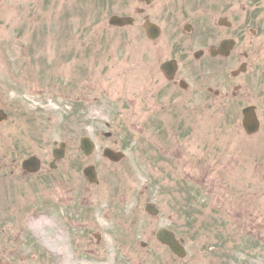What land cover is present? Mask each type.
<instances>
[{
	"label": "rangeland",
	"instance_id": "rangeland-1",
	"mask_svg": "<svg viewBox=\"0 0 264 264\" xmlns=\"http://www.w3.org/2000/svg\"><path fill=\"white\" fill-rule=\"evenodd\" d=\"M81 20L82 25L89 24L91 16L83 15ZM53 31L44 39V48L35 49L37 56L70 59L76 50L58 41ZM81 51L80 74L75 67L65 66L59 78L58 65L49 64L45 72L53 86L49 95L40 97L17 92L11 65L0 61V106L10 114L8 122L0 125V171L16 170L14 176L0 174L10 196L4 209L0 207V232L5 233L0 242L12 250L2 260L12 264H264V137L251 138L243 131L239 137L238 103L214 111L228 102L212 100L204 112L196 110L195 100L188 102L190 109L184 104L162 110L163 100L158 107L145 103L146 94L156 89L152 78L128 76L133 65L115 60L124 56L123 50L98 51L93 45H82ZM11 56L17 70L22 56ZM158 122L168 128H155ZM177 123V128H169ZM106 132H112V137L107 138ZM259 134L264 135V128ZM83 136L96 143L93 156L81 152ZM62 141L68 147L58 167L78 170L69 173L71 179H77L74 175L80 169L96 166L99 184L89 187L83 177L89 188L90 201L85 204L91 219H81L88 209L77 199L84 192L80 175L79 186L64 174L58 177L64 186L53 183L46 189L42 183L38 194L31 177L20 172L22 161L37 154L44 167L40 176L49 174L54 144ZM141 144L148 150L145 155ZM105 147L123 150L125 159L113 164L102 155ZM202 147L207 149L202 152ZM205 151L208 156H201ZM15 177L32 190L15 197L8 188ZM69 184L72 191L67 189ZM59 194L62 203L43 205L44 197L57 200ZM147 202L160 208L158 217L145 212ZM12 210L18 211L17 220L8 219ZM74 219L83 227L72 228ZM50 223L66 227L63 242L47 245ZM160 228L172 229L184 239L185 259L176 258L156 240ZM140 242L149 245L142 248Z\"/></svg>",
	"mask_w": 264,
	"mask_h": 264
},
{
	"label": "flooded vegetation",
	"instance_id": "flooded-vegetation-1",
	"mask_svg": "<svg viewBox=\"0 0 264 264\" xmlns=\"http://www.w3.org/2000/svg\"><path fill=\"white\" fill-rule=\"evenodd\" d=\"M83 15L91 16L84 26ZM113 17L122 18V25L110 23ZM5 27L13 31L8 41L11 48L26 47L18 40L32 47L34 40L40 42L51 29L76 50L79 60L82 45H93L98 51L116 47L124 56L115 60L133 65L128 76L149 75L156 85L155 91L146 94L145 103L158 107L163 100L162 110L184 104L190 109L188 102L196 100V110L204 112L212 100L228 102L214 111H226L238 103L241 117L235 126L239 137L243 108L255 106L260 129L264 128V0H0V30ZM7 39L0 35V55ZM156 127L168 128L162 122ZM259 133L248 136L264 137ZM144 149L143 155L148 151ZM43 170L36 174L22 170V176L36 184L52 181L64 186L58 177L66 170L51 169L56 174L39 179ZM205 182L202 178L204 187ZM67 188L72 191L73 187ZM61 198L57 195V201ZM51 202L55 197L44 200ZM9 254V245L0 242L2 264H12L1 258Z\"/></svg>",
	"mask_w": 264,
	"mask_h": 264
},
{
	"label": "water",
	"instance_id": "water-1",
	"mask_svg": "<svg viewBox=\"0 0 264 264\" xmlns=\"http://www.w3.org/2000/svg\"><path fill=\"white\" fill-rule=\"evenodd\" d=\"M249 110L245 111V115L246 118H250V114H249ZM7 116L3 113V111H0V121L6 119ZM257 127V123L252 120V122H248V124H246V128L249 131H253L255 128ZM83 143V149L84 151L89 154L90 153V145H89V140L88 139H83L82 141ZM58 152V151H57ZM56 152V153H57ZM60 153L58 157H62V155L64 154V151H60L58 152ZM110 159L114 160V161H119L121 158H123L124 156H121L120 154H115V153H110L107 152L106 153ZM38 162L36 163V159L32 158L30 160L25 161L24 166L28 169H32V170H37L38 169ZM85 174L87 177H89V179L91 181H97V176H96V172H95V167H89L85 170ZM147 211H149L152 214H156L157 210L155 209V205L153 204H148L147 206ZM157 238L162 242L165 243L167 245H169V247L179 256L184 257L185 256V249L184 247L179 243V241L175 238V235L173 234V232L163 229L161 231H159V233L157 234Z\"/></svg>",
	"mask_w": 264,
	"mask_h": 264
},
{
	"label": "bare ground",
	"instance_id": "bare-ground-1",
	"mask_svg": "<svg viewBox=\"0 0 264 264\" xmlns=\"http://www.w3.org/2000/svg\"><path fill=\"white\" fill-rule=\"evenodd\" d=\"M58 227V226H57ZM56 226L49 224V238L46 240L47 245H55L56 243L63 242L66 237V227L63 225V223L60 225V227L57 228ZM51 229V230H50ZM54 229V230H53ZM63 249L62 247L60 248Z\"/></svg>",
	"mask_w": 264,
	"mask_h": 264
}]
</instances>
